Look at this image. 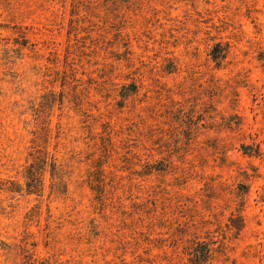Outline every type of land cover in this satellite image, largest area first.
<instances>
[{"label": "rangeland", "instance_id": "374dc122", "mask_svg": "<svg viewBox=\"0 0 264 264\" xmlns=\"http://www.w3.org/2000/svg\"><path fill=\"white\" fill-rule=\"evenodd\" d=\"M0 264H264V0H0Z\"/></svg>", "mask_w": 264, "mask_h": 264}]
</instances>
